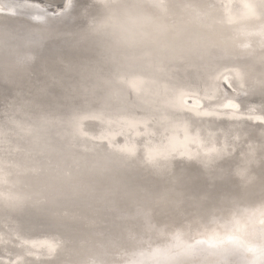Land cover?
Returning a JSON list of instances; mask_svg holds the SVG:
<instances>
[{"label": "bare ground", "instance_id": "6f19581e", "mask_svg": "<svg viewBox=\"0 0 264 264\" xmlns=\"http://www.w3.org/2000/svg\"><path fill=\"white\" fill-rule=\"evenodd\" d=\"M82 1L83 4L78 5L69 15L72 17L70 22L63 27L58 24L50 25L53 29L50 28V35L38 47L39 51L36 50V60L26 73L13 80H0V109H4L2 114L6 115L3 119L0 116V141L9 140L13 149L19 143L25 152H32L33 156L44 145L49 147L44 155L36 157V161L23 154L15 156V162L22 167L38 163L42 168L39 175L21 176L18 183L10 182V187L0 188V193L5 195L10 193L31 197L40 193L39 198L45 201L40 206L26 207L20 211L6 210L0 205V264H87L85 259L75 262V258L87 256L83 252L84 248L85 251L87 249L93 252L92 255L97 254V259L101 256L109 258L106 261H113L111 258L121 253L125 256L132 252L136 245L126 244V229L140 231L143 224L139 220L127 221L121 218L126 213H131L137 205L150 206L149 190L158 191L161 185L150 177L149 164L144 162V156L149 148L166 142L164 128L155 123L147 130L143 126L134 130L127 126L126 121L148 115L145 111L148 99H156L159 104L172 96L180 97L184 94L187 107L178 108L177 113L187 121L189 135L198 137L209 147L213 144L223 146L226 141L229 143V155L217 159V167H230L235 171L243 163L242 157L248 152L249 145L264 143V121L255 119L264 117V93L249 91L235 79L231 72L237 63L238 58L235 56L222 55L206 62L169 65L156 85L150 86L153 91L159 88L161 95L158 98L137 95L114 82L105 85L104 81L112 78V70L105 64L96 67L98 75L87 86H99L95 96L75 92L78 77L74 71L67 70V61H82L90 53L73 46L67 34L78 32L86 23L87 16L95 11V5L90 4V0ZM209 2L226 4L234 0ZM36 3L37 0H0V22L12 21L14 16L8 15L15 8H22L23 13L27 11L29 15H37L34 8L25 7ZM37 7L45 9L51 19L56 18L55 15L63 9L57 2L47 0H39ZM214 11L217 18L223 12L222 9ZM28 27L36 30L35 27ZM222 27L226 35H231L235 29L227 24H222ZM245 42L241 38L239 44ZM165 85L168 88L167 96L164 95ZM41 89H46V92L41 93ZM208 96L212 97L211 102L207 100ZM229 101L238 106L234 117L232 111L221 117L195 115L194 106L197 102L202 105L200 111H203ZM84 108L88 110L79 115L88 118L82 125L83 136L73 150H69L66 141L62 139L71 131L65 125L51 123L41 127V119L55 121L60 117L67 121L75 111ZM101 110L104 112L103 121L91 118L92 113ZM20 121L40 129L37 133L41 138L39 146L33 143L35 137L18 138L16 125ZM167 135H171V132ZM236 137H240L239 141L235 145L231 144ZM110 144L113 148L135 146L138 155L135 159H126L110 148ZM2 147L4 145L0 144V148ZM181 151L190 155H181L177 151L168 159V167H173L174 172L181 176V186L186 194L199 196L207 192L211 203L218 195L236 190L235 182L231 180L210 184L204 174V166L196 155L200 151L198 144L189 143ZM262 157L264 151L258 152L253 164L257 173L264 168ZM16 180L13 176V181ZM191 207L189 204V210ZM46 212L57 227L62 225L64 233L47 228L36 230L34 227L31 232L25 229L22 230L23 234L19 233V227L25 220L31 219V214ZM152 213L153 220L159 227H163L164 222L170 218L176 219V222L181 219L177 214L158 206H152ZM256 219L258 221L259 217ZM224 220H228V217L217 213L215 217L191 218L183 222L194 221L189 226L196 231L203 226L217 228V225H221L220 221ZM229 226L231 225L226 227ZM67 232L70 234L66 235ZM61 234L65 235L63 239L59 238ZM148 242L156 241L145 238L144 243ZM45 243L63 244V247L56 255L49 256L46 248L42 247ZM122 259L123 257L114 261ZM232 259L238 261L239 258Z\"/></svg>", "mask_w": 264, "mask_h": 264}, {"label": "snow or ice", "instance_id": "6c2138e0", "mask_svg": "<svg viewBox=\"0 0 264 264\" xmlns=\"http://www.w3.org/2000/svg\"><path fill=\"white\" fill-rule=\"evenodd\" d=\"M38 3L39 0H37L36 4L25 5V7L34 8L38 13L32 18L36 22V30L27 31L22 37L17 38L18 43L27 49L38 48L50 35L51 17L47 15L45 9L37 7ZM71 4L72 0H68L64 11L58 13L57 16L63 15L71 7ZM154 5L156 7H164V0H154ZM209 8L213 10L222 9V15L219 18L215 17V22L233 26L239 30L240 35L245 37L246 42L239 44V48L248 49L256 38L257 32L260 34L259 43L261 46H264V0H234V2L226 4L210 3ZM229 54L231 53L229 52ZM33 59L34 56L29 51L21 58V61L23 63H31ZM142 63V59L135 57H130L123 62L116 60L107 62L105 65L112 70V78L111 80H105L104 84L108 85L114 82L122 88L134 91L137 95H144L147 98H158L161 95L159 88H156L154 91L150 88V86L156 85L157 82L151 80L145 74L146 69L140 67ZM146 68L156 72L163 70L159 67L153 68L150 64ZM231 72L235 78H239V72L235 68L231 69ZM98 87V85L86 87L81 84L74 91L85 96H95ZM44 92H46V89H41V93ZM164 95H168L167 85L164 86ZM207 100L211 102L212 97L208 96ZM182 106L187 107L186 96L184 94H181L180 97L172 96L169 99L161 101L159 104H157L156 99H148L146 100L145 107L148 115L140 118L134 117L126 121V123L128 128L133 130L140 126H143L147 130L153 123L164 128L166 142L157 147L149 148L144 156V162L153 166L155 172L160 175L169 172L168 159L175 155L177 151H180L181 155H190V153L181 151V149H186L189 143L199 145L200 151L196 155L204 166V174L210 184L231 180L235 182L236 190L218 195L215 201L211 203L209 202L210 197L207 192L201 194L197 199L192 201V207L195 211L191 214V217L205 219L208 216L215 217L217 213H223L228 217L226 226H234L233 231L223 236L213 231L201 238H186L183 221L188 218H186V214L183 212L177 213L181 217L179 222L169 220L164 222L163 227H159V224L153 220L152 206L169 202V194L162 193L155 199L151 196L148 197L150 206L137 205L131 213H126L121 218L127 221L139 220L143 224V228L140 231H134L131 228L126 229V244L135 246L144 243L145 238L148 241H158L171 237L176 247L191 250L201 244L216 248L229 243L234 247L224 249L223 264H235L230 257L239 247L243 246L248 251H254L252 241H259L261 244H264V168L258 173L253 169L258 152L264 151V143L249 145L248 152L242 157L243 163L235 171L230 167H217L216 160L229 155V143L226 141L223 146L217 147L213 144L209 147L198 137L190 136L187 121L180 118L177 113V109ZM201 107L202 105L199 102L194 106L195 115L198 117H221L227 115L229 111L233 112L234 117L235 111L238 109V106L231 101L221 104L216 108H205L203 111H200ZM87 110V108L78 109L67 121H64L60 117H57L55 121L41 119V127L51 123L65 125L71 131L62 139L66 141L69 150H73L83 136L82 125L84 120L88 118L80 116L79 113ZM91 118L103 121L104 112L101 110L92 113ZM255 119L264 121V117H255ZM16 127L19 139L35 137L33 141L34 145H40L41 138L37 135L40 130L39 128L24 121L17 122ZM169 132H171V135H167ZM181 133L183 134L182 140ZM148 134L155 135V133ZM4 135L7 136V134ZM239 139L240 137L234 138L231 144L235 145ZM0 144L4 145V147L0 148V188H8L11 184L18 183L21 176H36L41 173L42 168L39 167L38 163L34 162L31 167H22L19 163L15 162V156L23 154L26 158L36 161V157L44 155L49 150L47 144L41 147L35 156H33L32 152H25L24 148L19 146V143H17L18 147L15 149L12 148V143L7 139L0 141ZM110 148L123 155L126 159H135L138 155V150L135 146L125 145L113 148L110 144ZM262 160H264V157H262ZM13 176L17 178L16 181H13ZM257 189L259 191L258 195ZM39 197L40 193H36L35 196L31 197L0 193V205H3L6 210L20 211L26 207H37L44 204L45 201ZM257 217H259L258 221ZM42 247L46 248L49 256H54L63 247V244L45 243ZM261 255L264 256V249H262ZM89 264H97V262L90 261Z\"/></svg>", "mask_w": 264, "mask_h": 264}, {"label": "clouds", "instance_id": "9594fccd", "mask_svg": "<svg viewBox=\"0 0 264 264\" xmlns=\"http://www.w3.org/2000/svg\"><path fill=\"white\" fill-rule=\"evenodd\" d=\"M90 4L95 5L94 13L87 16L78 32L67 34L73 46L90 53L82 61H67V70L76 73L78 85L89 86L98 75L96 67L112 60L142 59L140 67L157 82L171 64L211 61L227 50L238 58L235 69L239 78L235 79L249 91L264 93V46L259 43V32L248 49L239 48V40L245 37L236 28L233 34H225L222 24L215 22L216 14L209 8V0H164V7H156L154 0H90ZM27 31L17 33L0 26V80H13L26 73L35 62L38 48L27 49L18 43L17 38ZM29 51L34 59L23 63L21 58ZM149 64L163 70L156 72L146 68ZM148 172L161 185L158 191L149 190L150 196L155 199L168 193L170 197L169 202L156 206L175 214L183 212L191 219L195 209L189 210L188 205L192 206V201L200 195L192 196L183 191L182 178L173 167L167 174L160 175L149 165ZM163 241L142 247L133 256L126 257L124 264H223L224 249L234 247L229 243L216 248L201 244L185 250L176 247L171 237ZM251 243L254 251L241 246L230 259L238 257V261L233 260L235 264H264L261 255L264 244Z\"/></svg>", "mask_w": 264, "mask_h": 264}, {"label": "water", "instance_id": "95a60500", "mask_svg": "<svg viewBox=\"0 0 264 264\" xmlns=\"http://www.w3.org/2000/svg\"><path fill=\"white\" fill-rule=\"evenodd\" d=\"M47 1H49V2H57V4L59 6H62L63 9L59 13H61V12L64 11L65 4L68 2V0H47ZM80 4H83V1L82 0H80V1L79 0H72L71 7L63 15L57 16V14H56L55 15L56 18L51 19V24L50 25L58 24L61 27H63L64 25H66V23L70 22V20L72 19V17L69 16V15H71L72 12L75 11L74 9H76V7L78 5H80ZM22 10H23L22 8H21V10L19 8H15V11H13L14 13L12 12V13H10L8 15L9 17L10 16L11 17L14 16L13 20L10 21V22H9V20H4V21L0 22V26H6V27L12 29L13 31H15L17 33H23V32H25L27 30H30V28L28 26L34 28L35 26L33 27L31 25H35L36 22L32 18L34 16H36V15H29V13H27V11L24 12V13H26V14H24ZM21 11H22V13H21ZM50 28H52V26H50ZM37 51H39V50L37 49ZM223 55L224 56H228V57H230V56L234 57L233 55L229 54L228 51L225 52ZM32 69H33V67H32ZM224 84L226 86H228V84L226 83V81H224ZM15 101H16V99H15ZM3 110L0 111V116L2 117V119L6 116V115H3L2 114V111ZM5 113L7 114L6 108H5ZM107 197L110 198L109 196H107ZM31 215H32V216H30L31 219L30 220L29 219L25 220L24 221V224H22L21 227H19V230H20L19 233L20 234H23V231L22 230H25V229L28 232L33 231V227L36 230L37 229H43V228L46 229L47 228V229H51V230L57 231L59 233H61V232L64 233V230H63L64 228L62 227V225H60V226L57 227L54 224V222L51 219H49V216H48L47 212L46 213H42V214L41 213H38V214H35V215L34 214H31ZM170 220L177 221L176 219H172V218H170ZM226 221H228V220L220 221L221 225L224 224L223 226L217 225L216 226L217 228H211L210 226L209 227L208 226H203V227L197 228L196 231L192 230V227L191 226H190V229H189V225L194 224V221L183 222V224H184V232L186 234V238L187 237L201 238L203 236H207L208 234H210L213 231H215L216 233H218L221 236H223L225 234H228V233H230V232L233 231L234 226L231 225L229 227H226V225H225V224H227ZM43 222H45V223H43ZM69 234H70V232L68 234H66V235H69ZM64 236L65 235H62L61 234V236L59 238L60 239H63ZM160 242L163 243L165 241L160 240ZM155 243L153 242L151 244H155ZM148 244H149V242L148 243H144V244H140V246H138L139 244H137L136 247L134 249H132V252H129L127 255L124 256V254L121 253L119 256H117V255L116 256H113L111 258L113 261H106L107 259L109 260V258H107V259L105 258L104 259V256H101L100 259H97L96 258L97 254H96V256H95V254L92 255L93 252H90L87 249L85 251V248H84L83 252L84 253L86 252V254H87L88 257L87 256H83L81 259L75 258L76 259L75 262L78 263L79 261H82V260L85 259L87 261V264H89L90 261H96L97 264H124V260H125L126 257L133 256L142 247H144V246H146ZM88 252H90V253H88ZM86 254H84V255H86ZM122 257H123V259L121 261H118V262H115L114 261V260L121 259Z\"/></svg>", "mask_w": 264, "mask_h": 264}]
</instances>
